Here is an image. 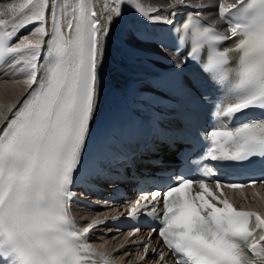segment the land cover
<instances>
[{"label":"snow or ice","instance_id":"obj_1","mask_svg":"<svg viewBox=\"0 0 264 264\" xmlns=\"http://www.w3.org/2000/svg\"><path fill=\"white\" fill-rule=\"evenodd\" d=\"M122 5L131 6L145 22L172 23L162 21L159 14L149 15L136 0H117L103 20L81 4L65 34L49 0H24L0 8V60L12 54L21 57L12 63L26 76L27 90L0 118V264H92L84 238L106 221L93 220L77 228L69 216L75 199L72 188L87 189L92 178L119 176L122 167H134L139 154L135 146L141 141L147 147L154 137L183 140L184 130L161 127L167 116L156 111L158 107L170 108L174 102L212 104V117L224 120H235L250 109L264 113V0H234L227 5L221 0L218 16L230 30L221 35L201 28L188 14L182 27L191 28L194 42L186 46L183 63L173 60L171 73L153 76L133 101L134 109L124 100L97 136L102 69L125 14ZM174 5L197 14L207 6L204 0H174ZM29 24L37 25L31 33L37 38L24 36L14 43ZM136 39L164 43L161 37L143 33ZM216 41L229 46L217 51ZM203 44L211 50L202 52ZM178 45H185L184 36L178 37ZM190 67L199 75L191 87L184 78ZM209 137L206 155L213 161L237 167L264 163V116L231 127L214 124L204 139ZM193 183L188 178L175 180L163 195V211L157 213L153 206L146 213L159 223L153 231L176 254L178 264H257L256 257L264 251L257 250L264 241V215L238 210L227 199L215 197L223 205L217 207L204 195L212 194L205 180L199 181L203 191L194 194ZM144 200L136 201L129 218L158 204L160 192L154 191L151 201L147 196ZM142 246L145 257L140 264H147L149 248L146 242ZM155 255L163 264V253Z\"/></svg>","mask_w":264,"mask_h":264},{"label":"bare ground","instance_id":"obj_2","mask_svg":"<svg viewBox=\"0 0 264 264\" xmlns=\"http://www.w3.org/2000/svg\"><path fill=\"white\" fill-rule=\"evenodd\" d=\"M24 0H11L0 4V8H4L9 3H23ZM98 14L103 20L109 12L115 8L117 0H94ZM146 0H136V3L143 7L149 15L155 16L159 14L161 20H169L170 12L181 11L184 7H176L174 5V0H163L160 4L156 6L145 5ZM186 3H191V0H185ZM206 7L204 11L201 12L208 20L221 24L218 16L216 5L221 2V0H204ZM227 4H231L234 0H223ZM49 4L53 5V0H49ZM125 10L124 17L122 21L117 25V36L113 38L109 45L108 52L105 58V63L102 69V79H103V91H111L113 87L120 86L124 84L129 79V75H136V77H141L143 74L148 72V67L145 61L137 60L134 55L142 54L145 52L153 51L158 49V47L152 46L150 44H144L138 42L136 39H132L129 33V26L138 23H149L141 19L132 7L129 5H122ZM7 19L8 17H4ZM29 39H36L37 37L33 35H28ZM132 40H131V39ZM26 79V78H25ZM24 79V80H25ZM24 80L22 78H5L0 79V94H2V99H0V118L2 115L7 114L5 109L21 100L26 94V88L24 85ZM2 103V104H1ZM6 104V105H4ZM164 155L169 153L164 150ZM120 183V182H119ZM116 183V184H119ZM111 185L110 187H112ZM237 204L240 207L250 208L260 211L264 215V186L260 187L257 191L249 192L247 195H236ZM74 212L77 215L79 223L86 225L92 220L98 218L102 214H94L90 212L83 211L80 207L75 206ZM130 239L127 238L126 234L116 235L114 233H108L104 236H100L96 245L102 250L112 256L116 257L123 264H140V252L138 249L126 248L125 244L129 242ZM155 235L148 239V242H155ZM264 249V243L261 244L257 250L261 251ZM151 249H149V252ZM165 253V251H163ZM149 260V256H147ZM264 259V251L261 252V256L257 257V264H261V260Z\"/></svg>","mask_w":264,"mask_h":264},{"label":"rangeland","instance_id":"obj_3","mask_svg":"<svg viewBox=\"0 0 264 264\" xmlns=\"http://www.w3.org/2000/svg\"><path fill=\"white\" fill-rule=\"evenodd\" d=\"M163 0H146V2H145V5H147V6H156V5H158V4H160L161 2H162ZM131 38H132V36H131ZM130 38V39H131ZM133 39V38H132ZM131 39V40H132ZM159 49V48H158ZM157 50V49H156ZM0 99H2V94H0ZM2 104V103H1ZM4 105H6V104H4Z\"/></svg>","mask_w":264,"mask_h":264}]
</instances>
